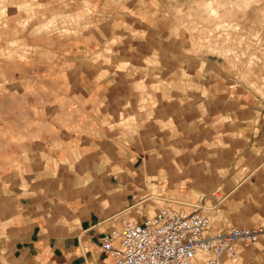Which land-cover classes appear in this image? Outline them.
<instances>
[{"label":"rangeland","instance_id":"1","mask_svg":"<svg viewBox=\"0 0 264 264\" xmlns=\"http://www.w3.org/2000/svg\"><path fill=\"white\" fill-rule=\"evenodd\" d=\"M104 29L140 41L137 77L171 98L152 141L125 143L146 208L200 203L216 228L264 225V0H0V66L37 62L58 35L100 50Z\"/></svg>","mask_w":264,"mask_h":264},{"label":"crops","instance_id":"2","mask_svg":"<svg viewBox=\"0 0 264 264\" xmlns=\"http://www.w3.org/2000/svg\"><path fill=\"white\" fill-rule=\"evenodd\" d=\"M104 30L100 50L58 35L37 62L0 66V264H114L103 237L151 214L125 149L154 139L171 98L137 77L140 41L114 44L121 31ZM224 264H264V235Z\"/></svg>","mask_w":264,"mask_h":264},{"label":"built area","instance_id":"3","mask_svg":"<svg viewBox=\"0 0 264 264\" xmlns=\"http://www.w3.org/2000/svg\"><path fill=\"white\" fill-rule=\"evenodd\" d=\"M263 235L264 226L214 229L200 203L166 205L142 222L124 219L103 237V250L114 264H224Z\"/></svg>","mask_w":264,"mask_h":264},{"label":"bare ground","instance_id":"4","mask_svg":"<svg viewBox=\"0 0 264 264\" xmlns=\"http://www.w3.org/2000/svg\"><path fill=\"white\" fill-rule=\"evenodd\" d=\"M146 167V166H145ZM146 169H148V168H146ZM153 169H155L154 167H152V165L151 166H149V171H153ZM147 173H149V172H147ZM150 176V175H149ZM150 178H151V176H150Z\"/></svg>","mask_w":264,"mask_h":264}]
</instances>
